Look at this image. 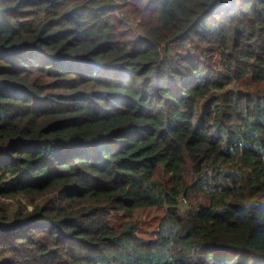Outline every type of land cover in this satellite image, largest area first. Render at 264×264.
<instances>
[{"label":"trees","instance_id":"trees-1","mask_svg":"<svg viewBox=\"0 0 264 264\" xmlns=\"http://www.w3.org/2000/svg\"><path fill=\"white\" fill-rule=\"evenodd\" d=\"M0 264H264V0H0Z\"/></svg>","mask_w":264,"mask_h":264},{"label":"rangeland","instance_id":"rangeland-1","mask_svg":"<svg viewBox=\"0 0 264 264\" xmlns=\"http://www.w3.org/2000/svg\"><path fill=\"white\" fill-rule=\"evenodd\" d=\"M22 201H23L24 204H28L26 202L27 200H22ZM11 203L12 204H16V206L18 204L16 201L11 202ZM28 208L31 209L32 207L31 206H28ZM158 215H159V212H157V211H147L146 213H144V219L143 220H145L146 218L155 219ZM120 220H122V217H116L115 216V217H112L111 222H112V224H117Z\"/></svg>","mask_w":264,"mask_h":264}]
</instances>
